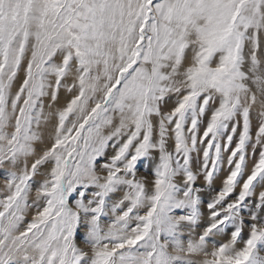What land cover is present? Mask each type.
<instances>
[{
    "label": "snow or ice",
    "instance_id": "6c2138e0",
    "mask_svg": "<svg viewBox=\"0 0 264 264\" xmlns=\"http://www.w3.org/2000/svg\"><path fill=\"white\" fill-rule=\"evenodd\" d=\"M0 180V264H264V0H0Z\"/></svg>",
    "mask_w": 264,
    "mask_h": 264
},
{
    "label": "rangeland",
    "instance_id": "374dc122",
    "mask_svg": "<svg viewBox=\"0 0 264 264\" xmlns=\"http://www.w3.org/2000/svg\"><path fill=\"white\" fill-rule=\"evenodd\" d=\"M20 75L22 77L23 76V72H21ZM17 83H19V81H17ZM68 99H69V95L62 91L61 94H60L59 101H58V104L56 105V107L57 108H62L67 103ZM257 122H258V111L254 109V111L252 113L253 132H255ZM54 124H55V120H53L52 123L49 124L47 126V128L45 129V142L46 143H50V137H51V134H52V132L54 130ZM202 131H203V128L201 129V132ZM238 132H239V129H238ZM235 143H236V139L234 138L233 146L235 145ZM168 147H169V149H171V147H172L171 143H169ZM248 152L250 154V158L248 159L247 163H248V169L250 170L252 168V166H253L254 161L258 159L259 148L256 149V155L255 156H251L252 147H251V145H249ZM224 155L227 156V153H224ZM195 166L196 165H194V167ZM138 168H139V173H138L139 176H147L149 181L152 180L151 171H150V165H149V163L147 161H141L138 164ZM226 175H227V165H225L224 169L219 172L218 178L215 179L213 186L211 188H206V187L204 188L203 193H202V199L204 201H208L212 197V195L214 194V189H218V188L221 187L222 179ZM197 185L203 187L204 182H203L202 177H201L200 180L197 181ZM0 187H2V180H0ZM150 187H151V185L149 184V188ZM237 191H239V189H237ZM258 191H259V189H258ZM117 195H119V194H117ZM203 211H204L205 222H206V220H207V209L204 208ZM30 219H31V213L28 215L26 220H30ZM197 231H199V229ZM81 235H82V233H81ZM246 235H247V228L245 229V236ZM215 239L226 242L227 239H228V236L225 235V236H221V237H216ZM194 259L198 260L200 258L199 257H194Z\"/></svg>",
    "mask_w": 264,
    "mask_h": 264
},
{
    "label": "bare ground",
    "instance_id": "6f19581e",
    "mask_svg": "<svg viewBox=\"0 0 264 264\" xmlns=\"http://www.w3.org/2000/svg\"><path fill=\"white\" fill-rule=\"evenodd\" d=\"M172 106H173V104L170 103L167 107H168V108H171ZM205 119H207V117H205Z\"/></svg>",
    "mask_w": 264,
    "mask_h": 264
}]
</instances>
